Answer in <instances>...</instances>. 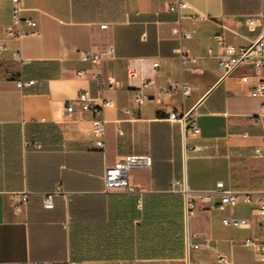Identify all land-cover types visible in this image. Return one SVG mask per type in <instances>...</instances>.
Masks as SVG:
<instances>
[{
	"label": "crops",
	"instance_id": "obj_1",
	"mask_svg": "<svg viewBox=\"0 0 264 264\" xmlns=\"http://www.w3.org/2000/svg\"><path fill=\"white\" fill-rule=\"evenodd\" d=\"M23 1L21 35L11 38L13 4L0 0V262L187 264L188 256L193 264H261L244 243L262 234L255 208L264 157L253 152L264 150L261 99L250 95L252 63L224 76L218 56L225 45L239 51L261 34L264 0H183L179 12L168 11L177 0ZM251 17L258 18L253 30ZM86 50L100 61H82ZM180 54L195 61L183 63ZM129 67L139 73L133 83ZM106 78L116 84L104 87ZM19 79L33 83L20 87ZM146 80L156 88L137 104L133 90ZM181 80L189 96H159ZM81 91L112 102L101 110L104 150L94 145L92 113L76 101ZM190 109L199 134L187 132L184 144L169 114ZM128 156H148L150 165L129 170L132 190H106V168ZM182 177L196 192L188 215L184 198L171 191ZM218 182L240 194L234 207L218 209L216 194L200 198ZM58 187L45 208L43 195ZM23 194L29 202L15 211ZM224 218L249 226H225ZM188 244L199 247L187 253Z\"/></svg>",
	"mask_w": 264,
	"mask_h": 264
},
{
	"label": "built area",
	"instance_id": "obj_2",
	"mask_svg": "<svg viewBox=\"0 0 264 264\" xmlns=\"http://www.w3.org/2000/svg\"><path fill=\"white\" fill-rule=\"evenodd\" d=\"M12 7V23L6 26V34L11 38H18L21 35L20 24L22 22L21 12L23 11L24 1L23 0H11ZM187 7L186 2L183 0H177L175 4H168V11L170 12H179L180 9ZM264 16V15H262ZM29 25L36 26V22L32 20H25ZM258 18L251 17L247 19V27L249 30H253L257 24ZM182 36L189 37V33H181ZM218 43H222V38H217ZM4 45L0 43V51L4 49ZM112 51V48H110ZM179 53V51H178ZM16 56H19V52L15 53ZM182 62L195 61L194 58L180 54ZM81 60L88 62L91 65H95L100 61V57L97 53L92 52L91 50H86L81 55ZM250 61L253 65L254 77L256 78L255 87L251 90L250 95L256 98L261 99L259 104L260 112L258 117L264 119V29L261 34L255 39L252 40L250 45L247 48H241L239 51H236L235 47L232 45H225L223 53L218 56V65L223 70V75L228 76L233 73L242 63ZM159 67L157 62L152 64L153 72H156ZM127 79L133 83L138 79L139 73L136 68L129 67L126 70ZM246 80L247 77L242 78ZM33 83L32 80L23 81L21 79L17 80V84L20 87L29 86ZM116 82L112 78H106L103 86H114ZM156 88L154 80H146L139 83L135 86L133 90V101L137 104H143L148 100V91ZM177 90L180 91L183 97H187L191 93V86L185 80L180 82H171L168 86L159 88V96L171 95ZM76 101L80 104V107L83 110H89L92 113V133L95 136L94 145L99 150L105 149V125L106 120L101 115V110L111 105L110 100L103 98H92L87 91H81L78 93ZM125 112H128L127 108H124ZM73 112L72 102H67L65 105V114L69 118ZM195 111L193 109L184 111L182 113L171 112L169 114V119L176 121L180 124L183 132V141L185 144V134L190 132L191 135L196 136L199 134V128L196 125L195 120ZM254 154L257 156L264 157V150L260 147H255L253 150ZM150 159L148 156H128L122 160L117 161L114 165L108 166L106 168L104 176V184L106 190L111 189H126L132 190V187L128 184V174L129 170L136 166H149ZM171 191L179 193L184 198V208L186 215L192 210L195 209V204L190 195L196 193L191 190L186 182V178L182 177L180 179L174 180L171 183ZM202 200L208 202L210 197L214 194L219 196V203L217 208L224 210L226 208H232L236 205L239 193L233 191L224 186L222 182H218L215 185V188L203 192H197ZM60 194V188H56L52 192H47L43 195V206L45 208L53 207V197ZM244 201L250 202L248 196H244ZM29 202V198L26 194H23L20 204H15V211H19L21 204H26ZM255 214L259 220V226L262 231V234L258 238H249L245 240V245L253 247L258 256V261L261 264H264V182L263 187L260 191V198L257 201V207L255 208ZM222 223L225 226H230L234 228L248 227L249 222L245 219L239 218H224ZM199 245H187V253L190 248H198ZM222 263H227V260L224 257L220 258ZM0 264H46L42 262H35L30 260L25 261H14V262H0ZM69 264H79L77 262H69ZM187 264H193L189 261L187 256Z\"/></svg>",
	"mask_w": 264,
	"mask_h": 264
}]
</instances>
